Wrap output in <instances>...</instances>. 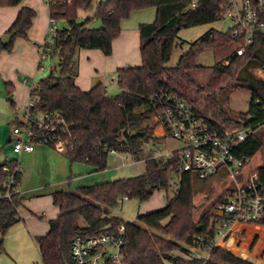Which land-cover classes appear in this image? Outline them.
I'll use <instances>...</instances> for the list:
<instances>
[{
  "label": "trees",
  "instance_id": "1",
  "mask_svg": "<svg viewBox=\"0 0 264 264\" xmlns=\"http://www.w3.org/2000/svg\"><path fill=\"white\" fill-rule=\"evenodd\" d=\"M22 1L0 0V8L16 7ZM231 1L196 0L194 8L190 7L192 0H71V4L52 0L48 4L49 19L64 26L47 35L41 47L42 56L56 57L58 63L49 76L31 87L30 98L36 97L33 109L58 113L66 121L69 146L64 156L70 164H87L98 172L106 168L110 153L119 152L130 155L136 161L143 160L145 171L135 177L51 194L52 205L58 209V215L48 221L45 235L34 238L41 264H73L70 242L75 235L113 232L120 225L125 228L123 264H251L228 252L210 256L206 261L195 258L191 253L193 249L210 250L217 230L223 227L226 220L217 215V206L227 201L233 187L229 186L219 194L209 209L197 218L196 199L201 194H205L207 201L211 199L214 189L210 188L216 176L199 179L191 173H180L178 151L159 157L146 152L145 148L146 141L154 138V130L159 125L161 104L158 97L166 92L186 102L218 129L222 125L250 126L254 129L264 125V79L257 78L253 73L263 70V35L254 36L251 44L244 45L243 40L232 37L231 28L224 33L212 29L189 45L175 67H167L179 31L220 20V15L229 8ZM147 7L155 8V21L138 27L141 63L117 70L115 81L119 94L108 95L101 83L89 91H82L75 84L78 52L99 50L109 56L112 42L120 35L122 20L133 11ZM81 11L93 14L79 22ZM34 18V10L28 7L19 10L5 33L12 35L11 42L8 45L0 42V55L11 51L16 38L27 40ZM94 21L100 22L101 27L92 28ZM240 47L244 48V53L237 56L236 50ZM206 49L221 52L224 57L216 61L210 78L202 87L191 72L201 67L196 59ZM224 62H228L227 65ZM5 85L7 99L15 107L12 85ZM227 87L245 89L251 99L248 110L235 118L217 117L220 124L203 115L197 105L203 93L213 95ZM260 129L238 148V154L246 156L248 162L263 147L264 133ZM5 164L11 165L12 161L5 159L0 167ZM251 172L258 174L264 190V164ZM173 175L178 179L177 191L173 198L167 199L163 208L139 215L129 223L110 214L123 200L134 199L142 203L155 192H167ZM20 205L19 196L10 200L0 199V254L3 253L4 236L20 221ZM255 226L264 228V217ZM242 228H247V238L241 244V249H245L248 238L257 231L236 224L233 227L234 236ZM258 233L264 239V231ZM198 237H203V242H199ZM177 252L187 257L175 255Z\"/></svg>",
  "mask_w": 264,
  "mask_h": 264
},
{
  "label": "rangeland",
  "instance_id": "2",
  "mask_svg": "<svg viewBox=\"0 0 264 264\" xmlns=\"http://www.w3.org/2000/svg\"><path fill=\"white\" fill-rule=\"evenodd\" d=\"M28 1L30 4H28ZM239 1V0H236ZM36 12L35 23L33 24L32 37L30 43L28 42L27 48H23L19 44L22 42L21 38H16L12 44V49L10 52H3L0 57V158L5 155V157L18 159L22 166V173L24 172L23 161H20L19 157L23 155V160L25 154L20 156H15L10 145L7 143L8 137L11 136L14 125L16 124V119L21 118L23 115L24 106L28 101L29 88L36 83L49 76L51 70L56 68L58 60L56 57L42 56L36 49V44L34 38L39 34L43 33L44 26L48 22V11L47 4L45 0H23L22 5L31 7ZM8 10L7 7L0 8V40L5 36L4 32L8 28L6 24L8 23ZM91 11H81L78 15V21L83 22L85 19L92 16ZM16 17V16H15ZM156 10L154 7H147L141 10L133 11L127 19L121 22V31H124L125 35L128 34L129 41H132V31L138 29L140 24H151L155 21ZM45 23V24H44ZM57 28H62L63 23L57 22ZM91 27L98 29L101 27L100 22L94 21ZM232 27V23L223 18L217 20L213 23L196 26L188 29H183L179 31L176 39L175 46L173 48L167 67H175L180 56L188 49L189 45L194 41L198 40L208 31L214 29L220 32H226ZM134 32V31H133ZM135 41V40H134ZM118 44V43H115ZM117 46V45H115ZM114 46V47H115ZM117 48V47H116ZM26 49V50H25ZM31 49L34 50L35 61L31 56ZM230 50V49H229ZM86 51L93 50H80L78 52V58L81 57L82 66L81 72L85 73L87 70V60H82ZM99 51V50H94ZM102 57L109 58L105 56L101 51H99ZM116 54L118 50L116 49ZM224 56L221 52H214L213 49L204 50L196 59V62L201 67L191 72V76L195 79L198 85L204 87L212 74V68L214 67L217 60L222 59ZM112 64L111 59L108 60V67ZM257 78L264 79V72L260 76L253 71ZM17 78L18 80H23L26 78L28 82H23L24 87L17 88V106L12 107L7 99L6 85L9 79ZM103 85L106 88L107 94L110 96H116L119 94L120 90L117 82L113 78V74H110L102 80ZM250 93L242 88L233 89L231 87L223 88L217 91L213 95L205 94L201 96L198 102V108L203 113V115L217 121L222 124L220 119L217 118L220 115L224 118H235L239 113H244L249 108ZM260 132L264 133V127L260 129ZM264 135V134H263ZM154 138H149L145 143L146 152H152L154 156L166 157L169 156L174 151H179L183 145L169 137L163 136V131L160 125L157 126L155 132L153 133ZM45 149L54 154L55 157L64 161L67 168V175L64 184V190L75 191L79 187L90 186L96 183L104 181H113L116 179H126L130 177H135L142 175L145 171V162L133 161L131 156L126 153H116L115 155L110 153L107 157L106 168L98 172H90V168L87 164L83 163H73L70 164L64 156V152H56L50 147H45ZM51 169H56L58 167L57 160H51ZM261 164H264V143L263 147L259 153L251 159L246 170L253 171ZM50 169L46 166V173ZM236 180L239 182L242 180V175H237ZM56 179L46 176V185L53 183ZM213 194L211 199L207 201L205 194L198 195L197 197V218L201 214L209 209L213 200L221 194L227 185L226 182L221 183V176H217L212 179ZM26 184V182H24ZM178 179L175 175L172 176L170 180V187L166 191L161 190L155 192L149 200L139 203L137 200H123L117 207L110 211L111 215L118 217L124 223L134 222L137 216L146 214L165 206L167 199L174 197L177 191ZM28 187H33L26 184ZM233 187L234 185H230ZM49 187V186H46ZM209 190V192H210ZM32 209L31 212L26 209ZM26 209L22 211L23 220L12 226L3 238V253L2 258L4 264H41V259L37 248L35 247L31 236H41L47 231V222L52 217H55V208L52 205L50 198H39L31 200V203L26 206ZM255 229L257 233L252 234L246 243V246L250 243L254 246L255 252L264 253V239L258 232L264 231L261 227H248ZM247 228L244 231L241 243L247 238ZM216 251L215 255L219 256L221 254L220 247ZM191 253L198 257H206V254L201 253L199 250L193 249ZM1 255V254H0ZM175 255L187 257L182 253H175Z\"/></svg>",
  "mask_w": 264,
  "mask_h": 264
},
{
  "label": "built area",
  "instance_id": "3",
  "mask_svg": "<svg viewBox=\"0 0 264 264\" xmlns=\"http://www.w3.org/2000/svg\"><path fill=\"white\" fill-rule=\"evenodd\" d=\"M48 5L52 0H45ZM97 1V0H93ZM71 4V0H59ZM196 0L190 7L194 8ZM232 23L231 35L243 40L244 45L252 43L256 35L264 36V0H232L229 8L220 19ZM55 21L49 20L47 35L57 30ZM244 48L236 50L241 56ZM228 62H224L227 65ZM264 70H256L260 74ZM161 104L159 125L163 136L180 142L183 147L178 162V172L191 173L199 179L221 176V183L226 182L227 189L233 191L226 202L217 206V215L224 217L223 227L216 232V240L210 250L199 249L206 257L217 256L216 248L222 247L221 253L228 252L251 264H264V253H256L252 243L241 249V238L246 228L240 229L234 236L236 224L255 226L264 217V190L256 172H247L246 156L238 154L240 145L258 129L250 126L222 125L221 128L199 116L186 102L171 93H162L158 97ZM36 97L30 98L21 118L16 119L10 137L11 151L15 156L33 153L37 146L50 147L56 152H66L69 146V126L58 114L43 113L33 109ZM114 153V152H112ZM132 158V157H131ZM133 161H135L132 158ZM12 164L0 167V199L10 200L19 196L22 166L19 160L12 159ZM242 175L237 181L236 176ZM234 236V237H233ZM203 237H198L203 242ZM125 245V228L120 225L113 232L96 235H75L70 242V254L73 264H123L122 250Z\"/></svg>",
  "mask_w": 264,
  "mask_h": 264
},
{
  "label": "crops",
  "instance_id": "4",
  "mask_svg": "<svg viewBox=\"0 0 264 264\" xmlns=\"http://www.w3.org/2000/svg\"><path fill=\"white\" fill-rule=\"evenodd\" d=\"M28 4H30L29 1H28ZM30 6L31 7H28L26 5L23 6L21 3L19 6H16V7H7L9 8L8 14H7L8 23L6 24L8 28L5 30L4 34L7 32L9 27L15 21L17 14L22 7H28L34 10L32 8V4ZM47 11H48V5H47ZM35 18H36V12H35ZM35 18L32 21L31 27L35 23L34 22ZM49 20L50 19H49V13H48V22L47 24L44 23L45 26H44L43 33L42 34L39 33L34 38V41H32L36 44L37 46L36 49L39 52V54H41V47L43 46L46 40V37H47ZM31 27L28 30L27 40L22 39V42L19 44L23 48H27V50H28L27 44L28 42L29 43L31 42L30 39L32 37V34L34 33L32 32ZM133 31L131 35L133 39L132 42L134 44L130 43L129 41L130 38L128 34L125 35L124 31H121L119 37L112 42V52L109 58L102 57L99 51H94V50L86 51V53L84 54V57L82 58V60L84 61H85V58L87 60V65H86L87 70L85 71V73L81 72L82 61H81V57L78 58V76L75 79V84L82 91H89L93 86H95L98 83H101L103 85L102 80L106 78L107 76H109L110 74H113V78L115 80L116 72L120 68H129V67H135V66L140 65L141 59H140V53H139L138 29L133 30ZM115 43H118V44H115ZM116 49L118 50V54H116ZM30 51H31L32 57L34 55L36 56L33 49H31ZM33 59L35 61V57H33ZM109 59H111L112 61V64L110 67H108ZM23 82H28V80L26 78H24L23 80H18L17 78L16 79L13 78V79H9V82H8V84L12 85V99H13L15 106H17L18 108L20 106L17 105V88L19 89L20 87H24L22 84ZM31 87H33V85ZM31 87L29 88L28 101H27V104L24 106V108H26L30 103ZM10 137H8L7 139V143L9 145H10ZM23 154H25L24 157L26 158V160H23L22 154H21L22 155L21 158L19 157L20 161H23L24 164H26L24 167V172L23 173L21 172V181H20V187H19V193H20L19 198L21 199V205L18 208V215L20 217V221L23 220L22 211L26 209V206L31 203V200L39 199V198H50L51 199V194L57 191L64 190L63 189L64 185L62 186V184H64L66 180V175H67V168H66V165L64 164V161L61 160L60 158L58 159L57 157H55L54 154L48 152L43 146H37L35 150L33 151V153H30V154L23 153ZM112 154L115 155L116 153H112ZM1 157L2 158H0V163L4 161L5 159L7 160L14 159V157L8 158V157H5V155ZM51 160L58 161V167L56 169H51V164H50ZM46 166L50 169L47 173H46ZM246 171L251 172L248 170ZM90 172H95V171H93L92 168H90ZM46 176H49V177L52 176V178L54 179L55 178H59V179H56L53 183L46 185V181H45ZM24 182H26V184L31 185L33 187L26 186ZM46 186H49V187H46ZM54 208H55L56 213H55V217H52V219H55L56 216L58 215V209L56 207ZM26 210H29V212H31L32 209L30 210L27 208ZM52 219H49V220H52ZM245 227H256V226H245ZM47 231H48V222H47ZM35 237H39V236H34V237L31 236V239L35 247L37 248L34 242ZM0 264H4L2 254L0 255Z\"/></svg>",
  "mask_w": 264,
  "mask_h": 264
},
{
  "label": "water",
  "instance_id": "5",
  "mask_svg": "<svg viewBox=\"0 0 264 264\" xmlns=\"http://www.w3.org/2000/svg\"><path fill=\"white\" fill-rule=\"evenodd\" d=\"M11 39H12V35L11 34H7L0 40V42H1L2 45H8V44H10ZM262 69L264 70V66H263Z\"/></svg>",
  "mask_w": 264,
  "mask_h": 264
},
{
  "label": "bare ground",
  "instance_id": "6",
  "mask_svg": "<svg viewBox=\"0 0 264 264\" xmlns=\"http://www.w3.org/2000/svg\"><path fill=\"white\" fill-rule=\"evenodd\" d=\"M235 226V225H234Z\"/></svg>",
  "mask_w": 264,
  "mask_h": 264
}]
</instances>
